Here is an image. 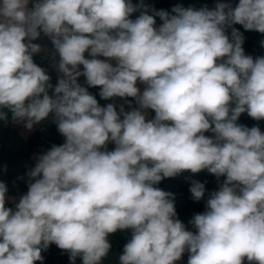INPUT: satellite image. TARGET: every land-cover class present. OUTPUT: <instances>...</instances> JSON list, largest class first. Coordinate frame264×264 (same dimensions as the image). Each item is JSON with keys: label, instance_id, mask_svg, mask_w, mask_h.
Returning a JSON list of instances; mask_svg holds the SVG:
<instances>
[{"label": "clouds", "instance_id": "1", "mask_svg": "<svg viewBox=\"0 0 264 264\" xmlns=\"http://www.w3.org/2000/svg\"><path fill=\"white\" fill-rule=\"evenodd\" d=\"M234 25L264 34V0L171 12L144 0H0V121L11 113L31 130L51 115L64 137L35 156L13 207L0 180V264H43L52 244L70 264H100L118 230H131L120 264H176L185 252L187 264H264V132L237 123L264 120V56L245 53ZM41 32L59 56L55 86L33 59ZM81 76L125 103L101 106ZM203 170L225 179L188 230L157 185ZM189 191L200 201L205 184Z\"/></svg>", "mask_w": 264, "mask_h": 264}, {"label": "crops", "instance_id": "2", "mask_svg": "<svg viewBox=\"0 0 264 264\" xmlns=\"http://www.w3.org/2000/svg\"><path fill=\"white\" fill-rule=\"evenodd\" d=\"M160 1L161 0H154L153 3H152V1L149 0V2L146 3V4L154 7L156 10H160V8L158 7V4L160 3ZM169 1H175V0H169ZM138 2H139V0H137L135 3H138ZM133 3H134V1H133ZM138 14L139 13H134L131 18L135 19ZM156 21H157V25H159L161 23V21L159 20V17H156ZM229 32H230V30H229ZM35 43L41 45L43 50L40 53L34 54V57L39 58V59H44V61L41 64V67L46 70L47 74L51 77V81L50 82L52 83L53 86H55L57 84V82H58L59 76L61 75L60 73H58L57 68L55 67V65L58 63L59 56L56 55L55 59H53V51H54L53 50V45L51 44L50 39L47 36H45L42 32H41L40 37L37 40H35ZM248 44H249L248 45V55H250L253 52L252 48L254 46V41L251 40V41H249ZM85 55L87 57L88 54L86 53ZM99 58L100 59H105L104 57H99ZM81 70H83V66H81ZM85 79H86L85 77L81 76V77L78 78V82L82 86L88 87L86 85V83H85ZM138 87H140L141 91H143L144 85L138 84ZM92 88H94L95 90L91 94L95 95L96 98H97L98 95H99L100 89H99V87H88L89 90L92 89ZM52 91H53V89L49 90V94L50 95L52 94ZM130 99L132 100V106H135V101L133 100V98H130ZM101 103H102V101H101ZM108 103H113V102L111 100H107L106 102H104V104L103 103L102 104H103V106H106ZM148 111H149V118H151L153 116L154 112L151 111V110H148ZM50 117H51V115L49 116V118L45 119L44 121L40 122L39 124L34 125L33 128H32L33 132L31 134L28 133L30 131L28 129L26 131H24V132H21V131H23V127H24V125L22 123L21 124V129H19L20 130L19 133L16 134V138L18 137V147H19L22 143H25V145H26L29 137L33 133H35V132L39 133L40 137H39L37 146H36L35 150L31 154V160L34 163H35V156L36 155L41 154L44 151L48 150L51 147V145H53V144L58 145L55 142V140L53 139L56 136V134H55V132L53 130L54 125H52V124H50L48 122ZM3 122L4 121H0V124L4 125ZM7 123H8L7 127H9V125L14 124L12 122L11 113H10L9 117L7 118ZM237 123L245 125V126H247L249 128H251L253 126H258L261 129V131L264 132V120L256 121V120L252 119L251 117H249L246 112L241 114V116L238 119ZM43 126L45 127V129L43 131H41L40 129ZM11 132L13 133L12 130L11 131H7L6 135L8 136V138H5L4 140L0 139V149L1 148H5V145L10 141V137L13 136V135H11ZM205 134L208 135V136L212 135V133H210V132L209 133H205ZM4 141H6V142H4ZM23 163H24V161H23ZM15 169L18 171L19 169H21V167L17 166V168H15ZM178 176H180V178L177 180V183L178 184L184 183V184L188 185L189 188L191 186V181H193V180L202 182V180L204 179V181L206 183L211 182V184L208 185L206 191L209 188H211L213 186H216L218 184L217 178L213 174L208 173L207 170H203V171H201V172H199L197 174H192V173L186 171V172H184V174L182 176L181 175H178ZM0 180H2L5 183L8 182L9 186L12 187V190L14 189V187H15V184L13 183L14 181H12V179L6 181L5 180V176L1 172H0ZM12 192L14 193V196L16 197V199H18L19 196L24 194V193H22L21 190H17L16 191V187H15L14 191H12ZM205 200H206V194H205ZM174 203L177 204V205H180L182 203V199H181V202H174ZM7 206L8 207H13L14 204H13V202L11 203V201H8ZM204 208H205V201H204ZM177 213L180 214L179 212H177ZM180 215H182V214H180ZM182 216H184V215H182ZM184 217L185 218H189V217H186V216H184ZM185 222H186L185 224H187L188 227H192L188 223V221H185ZM128 232H129V230H123V231H119L118 230L117 232H115L113 234H110V235L119 234L118 236H114L112 238H109V242L111 244V247L116 248L117 251H115V252L114 251H109L107 256L104 257V258H106L107 260L111 259V261H115L116 264H120L119 257H120V255L123 254L124 245L128 242V241H124L123 242V239H128L129 240L131 238V233H128ZM115 246H117V247H115ZM185 253H187V252H185ZM185 253L183 254L181 260L177 261L176 264H187L188 259H187V255ZM102 262H103V260H102Z\"/></svg>", "mask_w": 264, "mask_h": 264}, {"label": "trees", "instance_id": "3", "mask_svg": "<svg viewBox=\"0 0 264 264\" xmlns=\"http://www.w3.org/2000/svg\"><path fill=\"white\" fill-rule=\"evenodd\" d=\"M134 1V4L137 0H132ZM217 0H175V1H169V0H161L160 3L158 4V7L160 9L167 10L171 12V9L176 6V5H183L185 8L187 7H194L199 9L200 7L207 5L209 8L214 7L215 3ZM35 43V40L33 41ZM34 62L41 67L42 62L44 59H39L33 56ZM155 113L153 114L152 117H154ZM151 117V118H152ZM240 118V117H239ZM56 136L53 138L55 142L60 145L64 142V137L59 134L57 131L56 125H54L53 128ZM39 133L35 132L33 133L24 149L21 151L22 157H23V166L21 169L15 172L13 178L18 184V188L21 191H27V177H26V172L34 166V162L31 160V154L35 150L38 140H39ZM184 174H180L181 176ZM23 177V179H21ZM175 177L173 178H164L157 186L162 187L163 184L167 181H172L174 180ZM201 183L205 184V188L207 189L208 185L211 184V182L206 183L204 179L202 180ZM188 185L181 183L179 186L174 190L173 195L175 197L181 198L182 203L180 205L175 204L176 211L179 212L180 214L192 218L195 214L197 213H203L204 212V201L205 197L201 199L200 201H196L193 199L191 192L189 191ZM128 233H131V230H129ZM119 234L116 235H109V238H112L114 236H118ZM44 260L43 263H50L54 264L56 262H59V264H70L69 260V255L67 252L62 251L59 249L55 244L50 245L48 250L44 251L42 253ZM81 258H77L75 264H80ZM247 260L244 261V264L246 263Z\"/></svg>", "mask_w": 264, "mask_h": 264}, {"label": "rangeland", "instance_id": "4", "mask_svg": "<svg viewBox=\"0 0 264 264\" xmlns=\"http://www.w3.org/2000/svg\"><path fill=\"white\" fill-rule=\"evenodd\" d=\"M150 1H152V3H153L154 0H150ZM144 2L148 3L149 0H144ZM231 3H233V5L235 6V4L238 3V0H231ZM234 27H236L240 32L243 33V36H244L243 47H244L245 53L247 55H248V45H249L248 43H249V41L253 40L254 41V46L252 48L253 52L250 55H252L253 57L264 56V45H262V43H261L262 41H264V34L256 32V31H246L243 29V27L241 25H234ZM94 90L95 89L92 88L89 90V92L92 93ZM97 100L101 106H103L104 102H106V100L101 99L99 97V95L97 97ZM101 101L103 104L101 103ZM5 111H7V110L5 109ZM9 115H10V113H8V117H9ZM48 122H49V120H48ZM3 124L4 125L0 124V139L4 140L5 138H8V136L6 135L7 131H11V130L13 131V133L11 132V135H13V136L10 137V141L5 145V148L0 149V172L5 176L6 181H8L10 179H12V181H14L13 183L15 184L16 191H17L20 189L18 188V184L14 180L13 176H14L15 172L17 171L15 168H17V166L22 167V165H23V157H22L21 151L24 149L25 143H22L21 145L19 144L20 146L18 147V137L16 138V134L19 133V131H20L19 129H21L22 123H14L12 125H9V127H7L8 126L7 121H4ZM26 130L27 129L25 127H23V131H21V132H24ZM32 132H33V130L31 129L28 133L31 134ZM4 142H6V141H4ZM114 147H115L114 144L108 145L109 150H112ZM5 166H6V170H4ZM179 178H180V176H177L174 180L165 182L163 184V186L159 187V188H161L165 191L174 193V189L177 188V186L179 185L177 183V180ZM223 179H225V178L224 177L220 178V181L216 185L217 187L213 186L206 191V193H205L206 194V200L208 198L209 193H211L214 190H218L219 183L222 182ZM6 185L8 187V193H7L8 194L7 196L9 197L8 201H11V203H12L13 200L16 199V197L14 196V193L12 192V191H14L15 187L12 190V187L9 186L8 182L6 183ZM22 193H25V191H22ZM206 200H205V205H206ZM174 202H181V199L178 197H175ZM204 211H205V208H204ZM177 218L180 219L184 224L186 223L185 221L189 222V220L191 219V218H185L184 216H182L178 213H177ZM185 225L188 228V230H194V229H192V227H188L187 224H185ZM124 241H128V239H123V242ZM115 247H117V246H115ZM115 249L116 248L111 247L109 251L115 252V251H117V249L116 250ZM185 254L187 255V259H188V253H185ZM102 260H103V262L101 261L100 264H116L115 261H111V259L107 260L106 258H103ZM37 264H40V262H37ZM43 264H50V263H43ZM54 264H59V262H56ZM80 264H82V260L80 261ZM245 264H248V262L246 261Z\"/></svg>", "mask_w": 264, "mask_h": 264}, {"label": "built area", "instance_id": "5", "mask_svg": "<svg viewBox=\"0 0 264 264\" xmlns=\"http://www.w3.org/2000/svg\"><path fill=\"white\" fill-rule=\"evenodd\" d=\"M99 58V57H98ZM100 59V58H99ZM128 100H130V101H132L130 98H127ZM113 103H115L117 106H119V105H121V104H124L125 103V101L123 100V99H121V98H115V100L113 101V100H111ZM125 109L126 110H129L128 109V106H127V104H125ZM117 110H119L118 108H117ZM52 116L50 117V119H49V122H50V124H52V125H55L53 122H52ZM45 129V127L43 126V127H41V131H43Z\"/></svg>", "mask_w": 264, "mask_h": 264}]
</instances>
